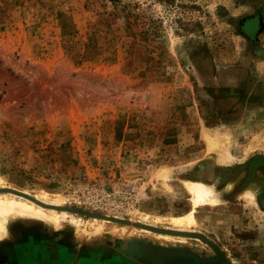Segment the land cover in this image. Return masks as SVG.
Here are the masks:
<instances>
[{"label":"rangeland","instance_id":"rangeland-1","mask_svg":"<svg viewBox=\"0 0 264 264\" xmlns=\"http://www.w3.org/2000/svg\"><path fill=\"white\" fill-rule=\"evenodd\" d=\"M196 180L234 187L171 232L204 235L225 264H264V0H0V192L153 222L190 214ZM0 219L12 234L0 231V264H20L22 236L69 238L75 263L89 250L144 264L218 257L201 240Z\"/></svg>","mask_w":264,"mask_h":264},{"label":"bare ground","instance_id":"bare-ground-1","mask_svg":"<svg viewBox=\"0 0 264 264\" xmlns=\"http://www.w3.org/2000/svg\"><path fill=\"white\" fill-rule=\"evenodd\" d=\"M221 157L224 158V160L222 159L223 161H228V158H226L223 153H221ZM186 184L191 193V199L194 204V209L187 216H172L168 219L165 217L166 219L163 220L160 218H155L153 222H156V225L162 226V230L158 231L157 233H153L151 227L148 225L151 222L149 221L148 215L139 217L135 216L132 220L125 222L105 221L94 218L88 219L81 214L87 216H94L97 214L84 213L81 212L84 210L79 209H62L61 203L55 205L59 208L53 209L51 207V209H48L45 208V206L41 203L36 204V202L31 201L25 197L18 196V193H11L6 190L0 192V217L4 216L5 218L7 216L15 214L17 216H20L21 218L43 219L47 222H50L54 229L62 227L61 218L68 217L71 221H75L77 223H82L83 221L90 222L95 226V234L97 235L105 234L107 230L113 229V231L117 233L120 232L128 234V236H131L130 234L134 235V233L136 235H149L154 237L156 240H159V242L167 241V243L174 242L175 244H183L190 243V241L194 239L201 240L202 242L206 243L201 238L188 237L186 234H183V236L181 235L183 232H186V230L188 232L189 229L193 228L192 225L195 222L194 211L198 205L215 206L220 204L225 195L233 190L234 185L232 182H230L221 189L215 183H207L203 180L187 181ZM255 190L256 189L254 185H249V187H246L242 191V195L247 199H251L255 196ZM69 211L81 214L75 216ZM153 222L151 223L155 225V223ZM173 229H179V231H181L182 233L174 235L171 232V230ZM0 231L3 232L5 238L12 237L11 231L5 228L3 219H0ZM130 239L131 238H129V241ZM129 245L130 243H124L122 246V250L128 251Z\"/></svg>","mask_w":264,"mask_h":264},{"label":"crops","instance_id":"crops-1","mask_svg":"<svg viewBox=\"0 0 264 264\" xmlns=\"http://www.w3.org/2000/svg\"><path fill=\"white\" fill-rule=\"evenodd\" d=\"M53 239L51 241H35L32 240V236H22L21 240H19V245L15 246L19 251L20 257L23 258L20 264H144L134 262L127 256L122 255H114L105 261H98V259L92 261L91 258L96 259L95 257L100 255L101 251L95 253L91 250L83 252L81 262L75 263V259L78 256L75 250L73 251L71 248L69 250V244L71 245L69 238H66V240L63 237ZM62 244L63 246H61ZM6 247H4V253H6ZM92 253H94L93 256L95 257L91 255Z\"/></svg>","mask_w":264,"mask_h":264},{"label":"water","instance_id":"water-1","mask_svg":"<svg viewBox=\"0 0 264 264\" xmlns=\"http://www.w3.org/2000/svg\"><path fill=\"white\" fill-rule=\"evenodd\" d=\"M68 209H74V208H68ZM88 214H99L100 212H92V211H81ZM192 236H196L204 240L206 243H208L210 246H212L218 255V258L216 260H201L198 258H195L193 256L188 255H172V256H166V255H150L148 256L150 258L159 259L162 260L165 264H225L222 260V253L219 249V247L210 239L205 237L202 234L199 233H193ZM140 255H144L142 251H138Z\"/></svg>","mask_w":264,"mask_h":264},{"label":"flooded vegetation","instance_id":"flooded-vegetation-1","mask_svg":"<svg viewBox=\"0 0 264 264\" xmlns=\"http://www.w3.org/2000/svg\"><path fill=\"white\" fill-rule=\"evenodd\" d=\"M218 258V257H217Z\"/></svg>","mask_w":264,"mask_h":264}]
</instances>
